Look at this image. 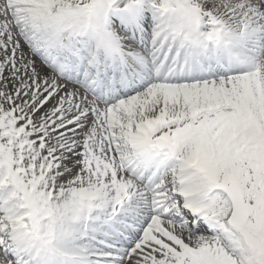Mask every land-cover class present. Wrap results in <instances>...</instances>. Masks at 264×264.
I'll return each mask as SVG.
<instances>
[{
    "label": "snow or ice",
    "instance_id": "1",
    "mask_svg": "<svg viewBox=\"0 0 264 264\" xmlns=\"http://www.w3.org/2000/svg\"><path fill=\"white\" fill-rule=\"evenodd\" d=\"M0 264H264V0H0Z\"/></svg>",
    "mask_w": 264,
    "mask_h": 264
}]
</instances>
